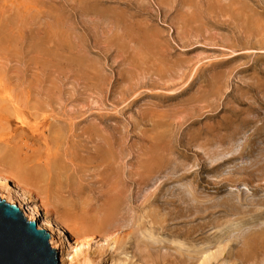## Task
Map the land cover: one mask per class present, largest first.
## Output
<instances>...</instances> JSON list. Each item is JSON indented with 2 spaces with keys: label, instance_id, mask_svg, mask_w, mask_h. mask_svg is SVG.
I'll use <instances>...</instances> for the list:
<instances>
[{
  "label": "rangeland",
  "instance_id": "obj_1",
  "mask_svg": "<svg viewBox=\"0 0 264 264\" xmlns=\"http://www.w3.org/2000/svg\"><path fill=\"white\" fill-rule=\"evenodd\" d=\"M0 82L79 258L264 264V0H0Z\"/></svg>",
  "mask_w": 264,
  "mask_h": 264
},
{
  "label": "bare ground",
  "instance_id": "obj_2",
  "mask_svg": "<svg viewBox=\"0 0 264 264\" xmlns=\"http://www.w3.org/2000/svg\"><path fill=\"white\" fill-rule=\"evenodd\" d=\"M3 87L4 86H2L1 82H0V101H2V102L4 100H6L5 98H8L7 97L8 93L6 94L4 91V89H6V88L5 87L3 88ZM7 102L8 101H6L5 103L7 104ZM8 104H10V103L8 102ZM18 111H16V109L15 110L12 109L11 112H12L13 116L11 114H9V115L12 116L14 118V120L17 123H19V125H21V124L24 125V123L22 122L23 119H21L19 117L20 112H18ZM0 120H1V118H0ZM1 121L6 122V120L3 118ZM25 122L28 123V121H25ZM33 126H34V124H33ZM26 127H27V125H26ZM34 129L35 128L31 127L30 131L33 132V131H35ZM33 133H36V132H33ZM1 137H3V140H4V136H2V135L0 136V146L2 147V148L0 147V168H4L6 170L10 169L13 172V174L17 175V174H19L18 171H20L21 168H20V170H17V168L15 166L16 160L14 158H11V156L9 157L7 154V151L4 150L5 149L4 143L6 141L4 142L1 139ZM13 154H15V152ZM13 154H11V155H13ZM29 168H28V170H29ZM36 170H37V167H36ZM22 171H20V172H22ZM37 171L36 172H35V170L31 171V172H33L32 176L35 175L34 173H37ZM3 174L0 173V201H4L5 203H9L10 205H13L16 208V210L20 213L21 217L26 222H32L35 224L34 229L36 231L46 232L47 236L49 237L48 240L46 239V241H48V247L50 248V250L56 251V253H55L56 262L59 264H91L90 261H88L84 257L79 258L80 253H81L80 250H81L82 246L84 247L85 245L77 242V240L76 241L74 240L71 244H69V242L65 238L66 232H65L64 228L57 225L56 222L52 221L43 212V210H41V207H39V205H35V200L27 192V190L22 188L23 186H21V182L19 183L10 177L4 176ZM5 174H6V172H5ZM39 175H41V174H39ZM36 176H38V175H36ZM16 178H18V176ZM20 180L22 182L25 181L21 177H20ZM105 264H107V263H105Z\"/></svg>",
  "mask_w": 264,
  "mask_h": 264
},
{
  "label": "water",
  "instance_id": "obj_3",
  "mask_svg": "<svg viewBox=\"0 0 264 264\" xmlns=\"http://www.w3.org/2000/svg\"><path fill=\"white\" fill-rule=\"evenodd\" d=\"M34 228L13 205L0 201V264H57L48 236Z\"/></svg>",
  "mask_w": 264,
  "mask_h": 264
}]
</instances>
